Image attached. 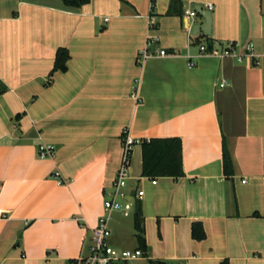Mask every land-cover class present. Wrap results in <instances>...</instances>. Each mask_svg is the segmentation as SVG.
I'll list each match as a JSON object with an SVG mask.
<instances>
[{
  "label": "crops",
  "instance_id": "0c3cea01",
  "mask_svg": "<svg viewBox=\"0 0 264 264\" xmlns=\"http://www.w3.org/2000/svg\"><path fill=\"white\" fill-rule=\"evenodd\" d=\"M198 6H213L210 35L185 14ZM207 43L234 56L201 55ZM125 134L140 141L133 208L110 215L109 243L143 256L115 264H264V0H0V264H84ZM169 138L184 176H143L141 142Z\"/></svg>",
  "mask_w": 264,
  "mask_h": 264
},
{
  "label": "built area",
  "instance_id": "2783aa9c",
  "mask_svg": "<svg viewBox=\"0 0 264 264\" xmlns=\"http://www.w3.org/2000/svg\"><path fill=\"white\" fill-rule=\"evenodd\" d=\"M209 11L213 10V6L208 7ZM188 17L198 16V12L186 11L185 13ZM254 44L251 42L247 46L246 57L252 58L254 55ZM201 55H214L220 58L232 57L233 49L228 47L222 51H209L207 45L202 44L200 46ZM165 50L160 51V56H167ZM153 57L149 52L148 47L144 49L139 55L138 60L140 63H143L147 59ZM243 56H237L238 62L243 61ZM190 67H194V63H189ZM226 82H221L219 84L220 88H224ZM134 97L138 99L135 94ZM140 143L139 140H135L129 135L125 134L123 137V157L120 164V167L117 171L116 177L112 183L110 190L107 192V198L104 201V210L105 215L102 216L98 222V225L92 230L90 237V254L84 260V264H115V263H131L143 256V253L140 249L137 250H119L111 246L109 243V238L111 236V230L109 227V217L114 212H124L128 213L133 208V203L128 199L130 194L127 192L129 186L128 182L130 179L129 168L131 164V155L132 150L136 144ZM56 154V149L54 146L41 144L38 146L37 156L40 160L53 159ZM55 178L63 183L61 180V175L59 172L54 174ZM153 184H156L155 179L152 180ZM135 197L139 200L143 199L144 192L137 191ZM7 219L5 212L0 209V220Z\"/></svg>",
  "mask_w": 264,
  "mask_h": 264
},
{
  "label": "trees",
  "instance_id": "16d2710c",
  "mask_svg": "<svg viewBox=\"0 0 264 264\" xmlns=\"http://www.w3.org/2000/svg\"><path fill=\"white\" fill-rule=\"evenodd\" d=\"M66 6L81 7L87 3V0H61ZM208 48L211 47L207 43ZM70 54L67 49L61 48L57 51L53 72H65L68 69ZM143 150V176L145 177H170L180 178L184 176L182 162V143L178 138L169 139H151L142 141ZM224 166L226 175L230 174L232 161L228 151L224 152ZM136 229L141 232V222L136 223ZM193 236L196 239H203L204 233L201 232V225L194 224ZM141 248L145 249V242L139 236ZM141 250V249H140Z\"/></svg>",
  "mask_w": 264,
  "mask_h": 264
},
{
  "label": "water",
  "instance_id": "95a60500",
  "mask_svg": "<svg viewBox=\"0 0 264 264\" xmlns=\"http://www.w3.org/2000/svg\"><path fill=\"white\" fill-rule=\"evenodd\" d=\"M195 10L198 12L199 15L204 17L205 24L203 26H195L194 33L198 34L200 31H203L206 35H210L213 23L212 12L209 10H203L202 6L196 7Z\"/></svg>",
  "mask_w": 264,
  "mask_h": 264
}]
</instances>
